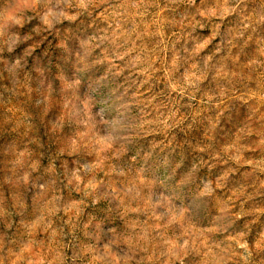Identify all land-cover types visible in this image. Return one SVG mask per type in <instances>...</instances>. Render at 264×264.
Masks as SVG:
<instances>
[{"label":"rangeland","instance_id":"obj_1","mask_svg":"<svg viewBox=\"0 0 264 264\" xmlns=\"http://www.w3.org/2000/svg\"><path fill=\"white\" fill-rule=\"evenodd\" d=\"M0 264H264V0H0Z\"/></svg>","mask_w":264,"mask_h":264}]
</instances>
